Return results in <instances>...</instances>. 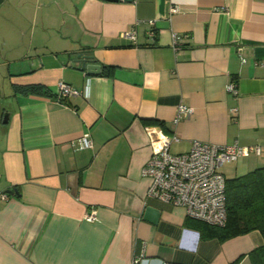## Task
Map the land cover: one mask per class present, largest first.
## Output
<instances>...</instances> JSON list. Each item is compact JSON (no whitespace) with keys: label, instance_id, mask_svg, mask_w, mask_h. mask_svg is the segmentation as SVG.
I'll list each match as a JSON object with an SVG mask.
<instances>
[{"label":"crops","instance_id":"crops-1","mask_svg":"<svg viewBox=\"0 0 264 264\" xmlns=\"http://www.w3.org/2000/svg\"><path fill=\"white\" fill-rule=\"evenodd\" d=\"M0 10V264H252L259 231L220 239L218 226L146 198L140 171L161 134L176 153L194 140L260 147L224 164L226 178L264 166V0H4ZM83 56L101 72L87 74ZM60 81L78 94L60 100ZM86 132L92 146L79 149ZM148 205L156 224L143 219ZM185 228L200 233L195 253L178 246Z\"/></svg>","mask_w":264,"mask_h":264},{"label":"built area","instance_id":"built-area-1","mask_svg":"<svg viewBox=\"0 0 264 264\" xmlns=\"http://www.w3.org/2000/svg\"><path fill=\"white\" fill-rule=\"evenodd\" d=\"M178 11L177 5L170 6L171 13ZM148 34L153 37L154 31L150 30ZM124 36L135 39L132 31L125 32ZM178 40L179 36L174 34L172 40L174 48H177ZM227 89L237 93L236 83L234 81L228 83ZM56 94L59 99H65L77 95L78 91L70 84L60 81ZM191 112L190 107L184 105L178 107L179 115ZM173 139L176 138L161 134L151 140V154L140 171L143 177L149 179L145 197L172 206H181L191 218L211 225L223 226L226 221V177L221 167L241 156L260 153V147L194 140L188 151L171 153L169 147ZM77 144L79 149L91 147L89 133H83L78 138ZM84 218L92 222L96 218V212L91 210Z\"/></svg>","mask_w":264,"mask_h":264},{"label":"trees","instance_id":"trees-1","mask_svg":"<svg viewBox=\"0 0 264 264\" xmlns=\"http://www.w3.org/2000/svg\"><path fill=\"white\" fill-rule=\"evenodd\" d=\"M37 88L32 86L30 89L37 91ZM225 200L226 221L223 226L217 227L220 239L254 230L259 231L264 238V166L226 178ZM249 256L252 264H264V243L254 248Z\"/></svg>","mask_w":264,"mask_h":264},{"label":"water","instance_id":"water-1","mask_svg":"<svg viewBox=\"0 0 264 264\" xmlns=\"http://www.w3.org/2000/svg\"><path fill=\"white\" fill-rule=\"evenodd\" d=\"M4 0H0V4L3 3ZM104 1H111V2H116V1H120V0H104ZM124 1H132V0H124ZM78 58H81L80 55ZM86 58L85 56L82 57V61H81V66L82 68L85 70V72L87 74H91V75H95V74H99L101 72V65L97 64V63H93V62H86ZM6 121V118H5ZM9 193H14L16 192V189L12 190V191H8ZM160 216V210L156 209L150 205L145 207V210L143 212V219L156 224L158 221V218Z\"/></svg>","mask_w":264,"mask_h":264},{"label":"clouds","instance_id":"clouds-1","mask_svg":"<svg viewBox=\"0 0 264 264\" xmlns=\"http://www.w3.org/2000/svg\"><path fill=\"white\" fill-rule=\"evenodd\" d=\"M185 234L190 235L192 238V243L190 245H186L184 243ZM199 237H200V233L198 231L185 228L182 230L181 240H180L178 246L182 250L189 251L191 253H195L198 250Z\"/></svg>","mask_w":264,"mask_h":264},{"label":"rangeland","instance_id":"rangeland-1","mask_svg":"<svg viewBox=\"0 0 264 264\" xmlns=\"http://www.w3.org/2000/svg\"><path fill=\"white\" fill-rule=\"evenodd\" d=\"M171 153H176V151H174L173 149H171ZM222 170H224V167H222Z\"/></svg>","mask_w":264,"mask_h":264}]
</instances>
